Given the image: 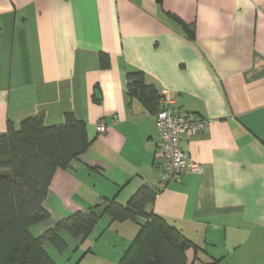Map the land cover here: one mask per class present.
I'll list each match as a JSON object with an SVG mask.
<instances>
[{
    "label": "crops",
    "instance_id": "0c3cea01",
    "mask_svg": "<svg viewBox=\"0 0 264 264\" xmlns=\"http://www.w3.org/2000/svg\"><path fill=\"white\" fill-rule=\"evenodd\" d=\"M127 70L169 90L175 111L210 121L182 137L202 173L162 188L159 132L146 105L129 99ZM67 112L86 122L91 145L55 172L40 232L104 197L126 204L146 184L159 190L154 212L201 247L187 251L190 262L264 264V0H0V135L8 121L19 128L42 114L57 125ZM98 224L124 251L133 238L122 232L139 229Z\"/></svg>",
    "mask_w": 264,
    "mask_h": 264
},
{
    "label": "trees",
    "instance_id": "16d2710c",
    "mask_svg": "<svg viewBox=\"0 0 264 264\" xmlns=\"http://www.w3.org/2000/svg\"><path fill=\"white\" fill-rule=\"evenodd\" d=\"M171 15L189 30L188 24ZM100 61L102 68L111 65L106 53L100 54ZM126 82L130 100H140L153 114L161 109V90L147 81L144 71L127 70ZM90 145L86 122L72 112L65 113L63 123L50 126L45 124L42 114L27 117L19 128L8 121L7 131L0 135V264H58L45 243L64 252L69 244L63 232L83 243L105 217L111 223L132 221L139 226L118 264L222 261L212 258L205 262L197 255L189 261L187 251L193 249L197 254L201 247L166 217L154 212L151 206L159 190L146 184L126 204L116 197H104L100 203L73 213L39 235L34 234L31 228L51 216L44 202L55 172L70 169Z\"/></svg>",
    "mask_w": 264,
    "mask_h": 264
},
{
    "label": "built area",
    "instance_id": "2783aa9c",
    "mask_svg": "<svg viewBox=\"0 0 264 264\" xmlns=\"http://www.w3.org/2000/svg\"><path fill=\"white\" fill-rule=\"evenodd\" d=\"M161 109L153 114L159 132L163 180L162 188L173 179L186 173H202L203 166L190 159L182 147L183 135L204 133L210 128V121L192 112H177L173 109L174 96L169 90H161ZM98 134H105L108 125L101 120L96 125Z\"/></svg>",
    "mask_w": 264,
    "mask_h": 264
},
{
    "label": "rangeland",
    "instance_id": "374dc122",
    "mask_svg": "<svg viewBox=\"0 0 264 264\" xmlns=\"http://www.w3.org/2000/svg\"><path fill=\"white\" fill-rule=\"evenodd\" d=\"M101 224L97 225V231L100 230ZM31 230L36 235L42 233L40 232L38 225L32 227ZM122 233H125L126 237L131 240L136 232ZM100 234L101 232L94 231L85 242L78 243L76 239L63 232V235L69 244L67 250L64 252L58 251L50 243L45 244L46 248L58 264H118L123 255L122 253L125 249L124 246H127V244L124 245L126 242L121 238L118 240V237L113 232H107L103 236H100ZM88 249H90L89 252L85 254ZM260 260L264 261V253L257 258L258 262H260Z\"/></svg>",
    "mask_w": 264,
    "mask_h": 264
}]
</instances>
